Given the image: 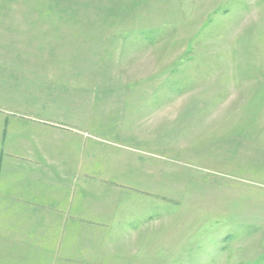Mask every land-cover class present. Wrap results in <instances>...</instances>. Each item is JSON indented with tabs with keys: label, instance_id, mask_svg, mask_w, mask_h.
Wrapping results in <instances>:
<instances>
[{
	"label": "rangeland",
	"instance_id": "obj_1",
	"mask_svg": "<svg viewBox=\"0 0 264 264\" xmlns=\"http://www.w3.org/2000/svg\"><path fill=\"white\" fill-rule=\"evenodd\" d=\"M26 110L144 211L73 264H264V0H0V112Z\"/></svg>",
	"mask_w": 264,
	"mask_h": 264
},
{
	"label": "crops",
	"instance_id": "obj_2",
	"mask_svg": "<svg viewBox=\"0 0 264 264\" xmlns=\"http://www.w3.org/2000/svg\"><path fill=\"white\" fill-rule=\"evenodd\" d=\"M42 114L0 112V126L1 119L6 126L2 133L0 128V212L7 208L10 216L2 220L8 232L0 229V243L17 251L30 248L39 261L78 263L80 239L95 244L100 237L105 247L118 245L140 229L144 211L108 200V194H129V188L95 181L96 167L82 158L81 138L70 132L76 129L54 119L48 126Z\"/></svg>",
	"mask_w": 264,
	"mask_h": 264
}]
</instances>
